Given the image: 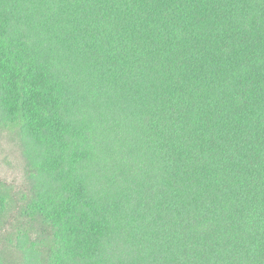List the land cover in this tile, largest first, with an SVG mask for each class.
<instances>
[{"label":"trees","instance_id":"1","mask_svg":"<svg viewBox=\"0 0 264 264\" xmlns=\"http://www.w3.org/2000/svg\"><path fill=\"white\" fill-rule=\"evenodd\" d=\"M0 121V264H264V0H0Z\"/></svg>","mask_w":264,"mask_h":264},{"label":"rangeland","instance_id":"2","mask_svg":"<svg viewBox=\"0 0 264 264\" xmlns=\"http://www.w3.org/2000/svg\"><path fill=\"white\" fill-rule=\"evenodd\" d=\"M30 170L21 143L19 124L0 121V183L9 188L10 207L5 220L12 223L10 229L16 231L19 209L24 207L30 196ZM0 254L7 261L18 262L21 255L6 238H0Z\"/></svg>","mask_w":264,"mask_h":264}]
</instances>
